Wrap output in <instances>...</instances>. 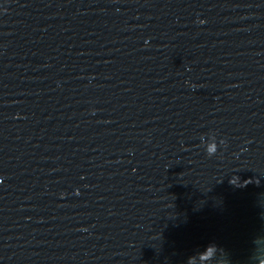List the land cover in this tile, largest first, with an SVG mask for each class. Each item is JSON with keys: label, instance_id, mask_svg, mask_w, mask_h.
Returning <instances> with one entry per match:
<instances>
[{"label": "water", "instance_id": "obj_1", "mask_svg": "<svg viewBox=\"0 0 264 264\" xmlns=\"http://www.w3.org/2000/svg\"><path fill=\"white\" fill-rule=\"evenodd\" d=\"M0 264H264V0H0Z\"/></svg>", "mask_w": 264, "mask_h": 264}, {"label": "clouds", "instance_id": "obj_2", "mask_svg": "<svg viewBox=\"0 0 264 264\" xmlns=\"http://www.w3.org/2000/svg\"><path fill=\"white\" fill-rule=\"evenodd\" d=\"M218 144L215 141V137H212L210 142L206 144V152L208 155H214L217 151Z\"/></svg>", "mask_w": 264, "mask_h": 264}]
</instances>
